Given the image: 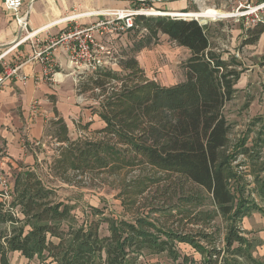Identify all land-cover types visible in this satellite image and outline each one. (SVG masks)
Instances as JSON below:
<instances>
[{"label":"trees","instance_id":"obj_1","mask_svg":"<svg viewBox=\"0 0 264 264\" xmlns=\"http://www.w3.org/2000/svg\"><path fill=\"white\" fill-rule=\"evenodd\" d=\"M136 23L189 50L185 80L166 85L147 76L137 54L150 37L127 46L120 60L123 73L103 66L81 83L84 91L100 89L94 109L104 127L92 136L72 138L56 112L51 123L59 143L54 168L66 183L76 182L69 173L138 170L124 186L128 203L134 205L155 186L170 202L178 198L164 215H180L171 222L184 220L190 228L162 224L150 213L80 223L74 206L25 166L13 175L9 198L0 196V264H19L10 258L12 252L51 264H140L143 252H166L178 261L177 242L191 245L204 264H261L253 255L252 231L242 222L263 211L264 156L256 144H248V133L231 138L232 124L224 112L237 92V60L212 49L207 24L196 18L138 15ZM247 32L244 43H257L264 21ZM92 210L102 214L100 208ZM102 221L108 223L107 235L100 232ZM191 260L185 254L177 264Z\"/></svg>","mask_w":264,"mask_h":264},{"label":"rangeland","instance_id":"obj_2","mask_svg":"<svg viewBox=\"0 0 264 264\" xmlns=\"http://www.w3.org/2000/svg\"><path fill=\"white\" fill-rule=\"evenodd\" d=\"M133 1L132 6L128 8H143V11H147L146 16L162 15L149 14V11L152 10L165 12L201 11L208 8H215L231 13L229 17L221 18L195 16L188 18H196L202 24H207L208 35L213 50L228 60H237L236 68L241 72L236 84L237 92L235 97L228 101L224 108V112L232 124L231 138L236 140L243 137L245 133H248V144L250 146L256 144V150H261V155L264 156V83L260 81L264 74V54H258V43L252 45L244 43L248 28L258 21H264V0ZM27 7H30V1L26 0L24 9H27ZM10 17H12L11 14ZM19 24L21 25L20 22ZM136 24V28L125 32V39L123 41H132L133 44L141 37L151 38V43L142 48L137 54L140 57L139 62L142 64L141 66L144 68L147 76L166 85L185 80L184 64L190 56L189 50L171 40L165 33L158 32L153 35L141 23ZM123 41L116 51L113 50L114 52L106 56V65H109L110 62L108 63V61L111 59V62L116 63L115 71L120 73H123L120 60L123 58L124 51H127L129 48L123 44ZM113 58H115V61H113ZM251 66H253V69ZM99 94L100 89L98 88L94 90L88 89L84 93L83 101L86 103L92 102L91 106L96 105L95 103L97 102L98 104L101 98ZM54 128H48L47 133L50 137L46 139L44 146H34V162L29 165L24 164V166H26L25 168H34L45 183L55 187L59 198L74 206L73 212L80 223L91 219H99L104 215L118 219H129L136 215H147L150 213L152 217H158L162 224L167 222V224L179 230L184 227V230L190 228L189 225L185 226L184 220L177 221V223L171 222L177 220L180 215L173 219H168L164 215L173 207L178 198L176 197L174 201L170 202L167 196L162 195L156 190L155 186L151 187V192L145 195V198H141L134 205L128 203V198L123 193L124 186L126 183H129L130 179L135 178L139 173L138 170H123L116 174L90 172L87 175L81 173H76L77 175H75V173H69L70 177H73L76 182H63L53 164L57 152L56 148L59 146V143L53 137ZM86 133L87 135H82V137L92 136V133L89 131H86ZM72 138L76 137L72 136ZM6 185L10 186L7 179ZM6 185L0 189L2 195L8 190L6 189ZM262 206L263 211H256L253 216H250L249 220L245 221V225L255 226L248 236L256 243L253 255L261 264H264V205ZM93 207L100 208L103 215L95 214L94 210H92ZM157 208L164 210V212L152 211ZM217 223L221 227L220 233H222V223L220 221H217ZM100 232L102 235L109 234L108 223L106 221H102ZM218 243L222 244L220 235ZM176 246L182 255L178 261L172 259L166 252L158 254L143 252L139 257L140 264H177V262L182 261L185 254L192 259L189 264H204L201 254L191 245L177 242ZM10 258L19 264H51L49 259H40L38 257L29 259L21 256L19 253L10 254Z\"/></svg>","mask_w":264,"mask_h":264},{"label":"crops","instance_id":"obj_3","mask_svg":"<svg viewBox=\"0 0 264 264\" xmlns=\"http://www.w3.org/2000/svg\"><path fill=\"white\" fill-rule=\"evenodd\" d=\"M27 1H30V7H23L16 15L6 8L5 0H0V73L6 63L21 65L19 74L0 86V189L6 179L12 185L14 173L25 167L24 164L34 162V146H44L50 137L47 130L57 118L56 112L65 120L71 137H82L87 135L86 131L91 133L105 125L94 109L99 108L100 103L91 106L92 102L83 101L85 91L81 83L91 72L70 65L67 51L61 45L49 51L53 62V69L49 72L46 63L36 54L62 30L75 24H94L106 17L103 15L105 11L131 7L134 3L133 0ZM19 16L26 17V29L19 24ZM110 30L113 31L96 35L97 42L107 46V54L116 51L125 39V32L116 28ZM257 43L258 54H264V32ZM123 44L129 46L132 41L125 40ZM137 58L140 61L139 55ZM110 60L105 67L116 70V63ZM20 75H26L27 79L22 80ZM263 77L260 81L264 83ZM254 214L243 219L245 229L255 227L245 225Z\"/></svg>","mask_w":264,"mask_h":264},{"label":"built area","instance_id":"obj_4","mask_svg":"<svg viewBox=\"0 0 264 264\" xmlns=\"http://www.w3.org/2000/svg\"><path fill=\"white\" fill-rule=\"evenodd\" d=\"M26 4V0H5V6L8 10L16 15ZM104 19L90 25L75 24L72 27L62 30L58 35L51 37L47 44L36 54L43 62L46 63V71L53 69V62L50 60L49 51L58 45L64 46L70 65L74 67H82L88 72H94L103 67L107 63L108 48L106 45L97 42V34L104 31H113L116 28L122 32H126L136 28V17L138 15H147V11L133 8H118L107 10L103 14ZM26 17H18V21L23 24ZM26 29V28H25ZM20 64L11 66L5 64L3 72L0 73V86L3 85L13 75L19 74ZM22 80H26V75H20ZM36 106H34L35 110ZM6 185V181H4ZM10 186L6 185L7 191L2 195L9 198Z\"/></svg>","mask_w":264,"mask_h":264},{"label":"bare ground","instance_id":"obj_5","mask_svg":"<svg viewBox=\"0 0 264 264\" xmlns=\"http://www.w3.org/2000/svg\"><path fill=\"white\" fill-rule=\"evenodd\" d=\"M149 14H153V15H156V14L168 15L169 14V16H172V17L179 16V17H187V18L193 17V16L221 18V17H227V16L229 17L231 15V13L229 12H224V11H221L215 8H208V9L201 10V11H167L165 12V11L152 10V11H149ZM26 25L27 23L24 21V23L21 24V27L24 29Z\"/></svg>","mask_w":264,"mask_h":264}]
</instances>
